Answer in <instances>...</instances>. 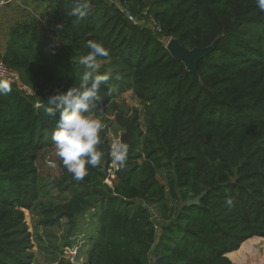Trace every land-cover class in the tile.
Masks as SVG:
<instances>
[{"label":"trees","instance_id":"1","mask_svg":"<svg viewBox=\"0 0 264 264\" xmlns=\"http://www.w3.org/2000/svg\"><path fill=\"white\" fill-rule=\"evenodd\" d=\"M44 1L43 22H18L1 53L22 85L10 83L0 95V264H34L23 209H37L48 193L37 158L55 146L59 113L47 114L55 108L49 98L81 83L86 69L78 62L89 41L109 49L97 62H105L98 74L110 78L87 115L96 106L116 109L119 93L131 89L146 117L144 129L138 110L118 112L124 167L112 166L107 128L102 166L77 181L61 163L64 197L43 204L42 222L68 224L72 236L86 225L85 258L76 264H236L228 253L252 237L263 238L264 249V12L257 0H88L84 19L71 15V0ZM171 38L190 49L217 40L198 64L201 81L168 51ZM60 253L57 264H75Z\"/></svg>","mask_w":264,"mask_h":264},{"label":"rangeland","instance_id":"2","mask_svg":"<svg viewBox=\"0 0 264 264\" xmlns=\"http://www.w3.org/2000/svg\"><path fill=\"white\" fill-rule=\"evenodd\" d=\"M29 1L32 2L29 8H22L14 13L18 18L14 24L19 21L41 22L42 20L43 22L46 2L44 0ZM31 15L35 17L34 20L31 19ZM134 18L136 17L134 16ZM136 19H140L144 25L151 23L150 19L146 16L142 17L139 15ZM151 25L152 28H154V25ZM98 64L99 68L105 66V62L102 61H98ZM116 101L118 104L116 109L113 105L107 107L96 106L94 112L90 115L93 119H99L103 124V128L108 129V137L111 139L112 143L113 141H117L122 133V127L117 121V115L120 110L127 116H131L138 110L141 113L142 126L145 129V107L135 96L133 90L129 89L119 93ZM61 163L62 160L57 156L55 146L44 148L39 152L37 167L41 176L40 184L48 193L46 195L43 194L39 199L37 209H23L25 222L31 236L32 247H30L29 250L34 254V264H57L61 257L60 254H62L60 253V249H63V254L69 257L75 264L78 262L82 263L85 258L81 245L83 246L85 244L83 235L86 225L81 226V230H78L76 235L72 236L73 230H70L68 224L63 223L61 226L47 227L42 222L44 217L42 212L43 204H49L50 202L57 203V201L62 200L64 197L57 187V180L61 177L62 173ZM114 165L117 167L116 164ZM114 178L115 177L112 175L106 182L112 184ZM160 178L164 180L163 175H160ZM151 207L154 217L157 219L159 217L158 208L155 205ZM87 219L90 220L89 218ZM70 241L72 244L68 246ZM250 241L251 238L246 240L239 250L233 252V254L229 256L236 264H264V249L261 248V242L256 241L252 243Z\"/></svg>","mask_w":264,"mask_h":264},{"label":"clouds","instance_id":"3","mask_svg":"<svg viewBox=\"0 0 264 264\" xmlns=\"http://www.w3.org/2000/svg\"><path fill=\"white\" fill-rule=\"evenodd\" d=\"M74 5L71 15L84 19L88 16L90 4L88 0H71ZM260 11L264 12V0H257ZM61 28V25H57ZM87 47L90 51L82 56L79 64L86 69L81 75V83L64 91L57 89L50 96V102L55 108L48 107L47 114L57 117L56 127L52 134L56 154L62 160L67 171L77 181H82L90 168L102 166L104 152L98 146L101 144V131L103 124L99 119H93L88 113L95 106L99 89L107 85L108 74H98V57H108L109 49L102 42L89 41ZM11 91L10 82L0 79V95ZM108 155L112 162L124 167L128 156V145L116 141L110 145ZM232 203L231 199L227 201Z\"/></svg>","mask_w":264,"mask_h":264},{"label":"water","instance_id":"4","mask_svg":"<svg viewBox=\"0 0 264 264\" xmlns=\"http://www.w3.org/2000/svg\"><path fill=\"white\" fill-rule=\"evenodd\" d=\"M217 45V40L214 41L210 46L207 47H194L186 48L184 47L179 39L171 38L167 43V49L177 60L184 63L186 69L194 76L198 81H201L198 64L206 55H208L212 50L215 49ZM1 59V53H0ZM203 197V194L198 195L194 199L188 201L189 205L198 204Z\"/></svg>","mask_w":264,"mask_h":264},{"label":"crops","instance_id":"5","mask_svg":"<svg viewBox=\"0 0 264 264\" xmlns=\"http://www.w3.org/2000/svg\"><path fill=\"white\" fill-rule=\"evenodd\" d=\"M31 3L32 2L29 0H21L19 3L11 4L5 7H0V53H3L6 50L7 42L11 36L10 35L11 28H13L18 23L17 22L14 24V22H16L18 19L17 16L14 15V13L18 12L22 8H29ZM31 19L34 20L35 17L31 15ZM262 240L263 238L260 240V242Z\"/></svg>","mask_w":264,"mask_h":264},{"label":"built area","instance_id":"6","mask_svg":"<svg viewBox=\"0 0 264 264\" xmlns=\"http://www.w3.org/2000/svg\"><path fill=\"white\" fill-rule=\"evenodd\" d=\"M20 1L21 0H0V7H5L11 4H16V3H19ZM125 12L127 13V15L129 16L131 20H135L134 16L129 11H125ZM0 79H6L10 83H17L18 85H22L19 73L15 70L8 68L4 64L2 59H0ZM117 141H120V138ZM113 142H116V141H113ZM112 166L115 167L114 163L112 164ZM109 171L112 172V170H109Z\"/></svg>","mask_w":264,"mask_h":264},{"label":"bare ground","instance_id":"7","mask_svg":"<svg viewBox=\"0 0 264 264\" xmlns=\"http://www.w3.org/2000/svg\"><path fill=\"white\" fill-rule=\"evenodd\" d=\"M262 238L261 237H253V238H251V241L250 242H252V243H255L256 241H260ZM231 254H233V252L232 253H228V256H230Z\"/></svg>","mask_w":264,"mask_h":264}]
</instances>
